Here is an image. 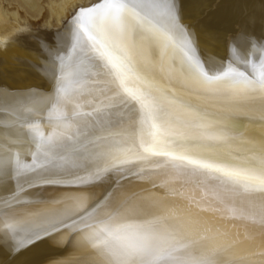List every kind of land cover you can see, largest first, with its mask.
<instances>
[{"label": "snow or ice", "instance_id": "snow-or-ice-1", "mask_svg": "<svg viewBox=\"0 0 264 264\" xmlns=\"http://www.w3.org/2000/svg\"><path fill=\"white\" fill-rule=\"evenodd\" d=\"M41 43L51 60L41 71L51 79L52 91L0 94V114L29 130L35 151L27 163L10 146L0 147V177L10 171L28 186L85 184L109 171L139 176L149 165L200 188L230 216L264 224V143L255 147L234 141L193 105L170 98L147 75L145 52L146 45L157 49L161 71L167 67L174 79L179 67L185 85L196 92L215 91L209 86L223 82L233 96L264 98V41H250L244 53L233 44L227 61L207 66L180 21L176 0H98L80 7L59 36L66 54ZM82 99L90 111L82 110ZM42 101L51 106L47 119L53 130L47 136L39 131L37 118ZM118 106L131 107L134 115L102 138L94 169H80L68 153L83 142L81 129L110 122ZM73 122L75 133L70 131ZM10 126L0 120V127ZM236 197L244 202L236 203ZM70 200V207L25 217L11 214L19 203L14 194L0 201V229L24 247L61 227L73 228L100 264H224L225 253L238 243L167 203ZM194 228L201 234L193 237Z\"/></svg>", "mask_w": 264, "mask_h": 264}, {"label": "bare ground", "instance_id": "bare-ground-1", "mask_svg": "<svg viewBox=\"0 0 264 264\" xmlns=\"http://www.w3.org/2000/svg\"><path fill=\"white\" fill-rule=\"evenodd\" d=\"M41 1L0 0V62L7 58L6 51L7 48L10 49L17 58V63L15 62L17 68H13L16 70H14L12 76L15 80L23 81L24 83L27 80L31 82L32 76H35L34 74L37 72H41L43 69L42 62L39 60L37 62L33 58L35 56L28 53L27 47H24L25 45L23 46L20 42L22 40L21 37L27 36V34L17 31L11 37L9 36L5 39L1 36L4 31L2 28H5L6 20H20L19 11L21 9L25 13L33 14V16L34 14L40 15V12L43 11ZM72 1L47 0L49 14H51L53 20L60 22L58 24L61 25L65 11ZM194 1L205 2L206 0ZM96 2L98 0H93L90 4L86 2L87 4H84V6ZM222 3L217 8L218 11L216 13L211 12L209 14V18L215 21L217 19L222 20L226 27L231 30L229 31L224 51L220 55L218 54L216 61L214 60L216 62L215 65H219L229 59V49L233 44L237 46L238 52L244 53L249 50L250 41H264V0H223ZM178 5L181 4L178 3ZM206 5H208V2ZM10 22L12 21L10 20ZM20 23L25 24L23 19ZM202 25L205 26V24ZM46 28L49 27L47 26ZM187 30L192 33L194 38L195 32L191 29ZM212 31H215V29L213 30L212 28ZM206 32L205 34H207ZM201 34L203 35V33ZM145 52L147 53V75L153 81L160 83L170 98L193 105L205 114L208 122L226 129V135L230 136L234 141H241L244 145L255 147H259L264 143V98L258 95L249 98L233 96L228 86L223 82H216L209 86L215 91L196 92L185 85L184 77L179 67L176 69L177 76L174 79H169L171 72L167 67L161 71L160 53L157 49L146 45ZM208 52L207 50L199 52L200 58L205 62L208 60ZM241 68L243 69L242 65ZM44 80H47V77ZM41 87L18 88L14 91L0 88V94H6L9 97H19L29 92L50 93L52 91V88L48 90ZM80 103L83 111L91 110L89 105L83 103V99ZM50 107L49 104L42 101L40 113L37 117L39 119V131L43 132L45 136L53 130V124H50L47 119ZM67 111L69 114L71 113V106L68 107ZM132 115H134V112L131 107L118 106L113 110L110 122L90 124L87 129H81L83 134L79 139L83 142L75 144L68 155L71 159L79 162L78 166L80 169H94L96 159L105 144L102 138L111 129L119 127L122 120ZM0 120H4L11 125L10 127H0V147L7 149L10 146L13 152L20 153L22 160L31 163V152L35 151V145L29 143L31 136L29 130L22 126L19 121L11 120L6 114H0ZM75 123L73 122V127L70 129L72 133L77 131ZM211 135L215 136L216 133ZM85 136L87 140H85ZM213 142L228 145L227 140H214ZM229 146L238 147L235 144ZM144 168L145 171L139 176L125 175L121 177L119 174L109 171L104 173L99 179L91 180L85 184L35 183L31 186H28L23 177L15 176L10 171H6L0 177V201L10 200L14 194L18 193L19 203L12 206L11 214L25 217L37 216L45 211H59L65 207H70L72 203L71 197H81L87 203L101 201L105 197L116 202L127 199L145 205L167 203L170 207L183 211L193 218H198L203 225L215 226L238 242L225 253L224 264H264V257L260 256V253L264 251V224H261L258 220H244L230 216L223 211L221 205L216 203L210 196H207L200 188L185 184L182 178H170V174L166 170L149 165H144ZM80 174L86 175L84 171H81ZM255 199L258 201L259 195H256ZM235 202L242 204L244 201L243 198L236 197ZM191 234L193 237L200 235V229H192ZM18 247L11 235L6 230L0 229V264H100L95 254L82 244L80 235L73 228L61 227L58 231H52L50 235H41L40 238H35L33 242L27 243L26 246L19 247V250H17ZM253 253L256 255L253 256Z\"/></svg>", "mask_w": 264, "mask_h": 264}, {"label": "rangeland", "instance_id": "rangeland-1", "mask_svg": "<svg viewBox=\"0 0 264 264\" xmlns=\"http://www.w3.org/2000/svg\"><path fill=\"white\" fill-rule=\"evenodd\" d=\"M92 1L93 0H80V1L79 0H73L70 3V5H68V7H67L68 9H66L67 12L65 11V16H64L66 18L65 19H63L64 17L62 18L63 21H61V25H60V24H58L60 22H57V20H55V19L53 20L51 14H49V9H47L48 8L47 7V0H42L41 3H42V6H43L42 7L43 11H41L42 13L40 12V15L34 14V16H33V14L25 13V11L23 10L24 11L23 12L22 9H21L19 11L20 20H17V21H14L12 19L6 20L5 24H4L5 28H2V29H4V31H3V34L1 36L6 39L9 36L11 37V35H13L17 31H22L24 34H27V36L21 37L22 40L20 42L23 44V46L25 45L24 47H27L26 50L28 51V53H31L32 56L33 55L35 56L33 58H35V60L37 62H39V61L42 62L41 65H42L43 69H46L48 64H50L51 60H50V58L48 56V53L41 48L42 47L41 46L42 45L41 42L46 41L48 46H49V48H50V50L52 52L63 51L64 54L67 53V51H66L67 49H60V47H59V44H58L59 36L66 34V30L69 27L70 21L72 20V17L75 15L77 10L80 7H84V4L85 5L87 3L90 4ZM192 1L191 0H184V2H183V0H180V1L176 0V4H177L178 10H179L180 20H181V23L184 26H185V24H187L185 26L186 29H189V30L191 29V30H193V32H195L194 33V40L196 42V46L198 48V51L199 52L202 51V50L209 51L208 52V60H207V62H205V61L204 62H205V64H209L210 63L207 66H213V65L216 64L215 61L217 59L218 54L220 55L224 51L225 46H226V41L228 39V34L230 33L229 31L231 30V29L226 27V25L224 24V22L222 20L217 19V21H215L213 19L210 20L211 18H209V14L211 12L216 13L218 11L217 8H219V6H221L223 4L222 3L223 0H206L205 2H203V1L202 2H196L194 0H192ZM207 2H208V5H206ZM210 2H211V4H210ZM178 3L181 4V5H178ZM195 3H197V4H195ZM207 6H208V8H207ZM69 8H70L71 11L69 10ZM196 8H197V10H196ZM73 11H75V12H73ZM194 11H195L196 14L194 13ZM193 14H195V15H193ZM45 17H46V19H45ZM190 18L193 19V20H191ZM22 19H23V21L25 22L26 25L24 23H20L19 24V22H22ZM10 20L13 23L12 22L9 23ZM201 20H203V21L201 22ZM53 21H54V23H57V24H54ZM6 22H7V24H6ZM51 23H53V24H51ZM201 23L205 24V26L202 25ZM49 24H50V26H49ZM46 25L49 28H46L47 27ZM200 25H202V26H200ZM196 26H198V27H196ZM212 28H213V30L215 29V31H212ZM37 29H38V31H37ZM227 30H228V33H227ZM205 32L207 34H205ZM219 32H221L220 35H219ZM201 33H203V35ZM28 37H29V39H28ZM200 37H201L202 40L200 39ZM196 38H197V40H196ZM222 44H223V46H222ZM39 48H41V49L39 50ZM6 52H7L6 53L7 58L5 60H7V61L4 60V61L0 62V88H6L7 90H10V91H14L15 89H18V88H20V89L21 88L22 89L36 88V87L39 88L41 86H42L41 88H44V89L46 88L48 90H50L52 88L51 79L47 78V80H44V79H46V76L42 73V71L41 72H37L36 74H34L35 76H32L31 82L27 80V81H25L26 83H24L23 81H22L23 82L22 83L20 81L15 80L12 75L14 73V70H16V69H13V68L16 67L15 64L17 63V58L12 54L10 49L7 48ZM10 52H11L12 55L10 54ZM9 54L11 55V57H10ZM32 56H31V58H32ZM8 58H9V60H8ZM11 61H13V63H11ZM8 64H11V65H8ZM7 65L10 66V67H8ZM4 81H6V82H4ZM3 84H4V87H3ZM27 84H30V85H27ZM33 85H34V87H32Z\"/></svg>", "mask_w": 264, "mask_h": 264}]
</instances>
